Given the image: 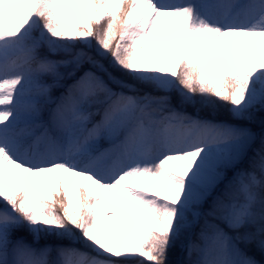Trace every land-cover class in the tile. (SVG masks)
Returning a JSON list of instances; mask_svg holds the SVG:
<instances>
[{
  "label": "snow or ice",
  "instance_id": "1",
  "mask_svg": "<svg viewBox=\"0 0 264 264\" xmlns=\"http://www.w3.org/2000/svg\"><path fill=\"white\" fill-rule=\"evenodd\" d=\"M0 264H264V0H0Z\"/></svg>",
  "mask_w": 264,
  "mask_h": 264
},
{
  "label": "trees",
  "instance_id": "2",
  "mask_svg": "<svg viewBox=\"0 0 264 264\" xmlns=\"http://www.w3.org/2000/svg\"><path fill=\"white\" fill-rule=\"evenodd\" d=\"M65 19L67 20V14L65 16ZM73 26H74V22L73 21H67V23H65L64 21L61 22V27H67L68 31H69V34L72 33V29H73ZM187 111L191 114H195L196 110L195 109H192V108H189L187 109ZM200 115L202 116H206L209 114V110L207 109H203L200 111L199 113ZM220 119H230L228 113L226 111H224L223 109H220L219 110V117ZM252 127L254 128V130L256 131H259V116L257 118V122L252 125ZM181 249L179 247V245L177 246L176 249L173 250L171 256H170V259L172 261H177L179 260V253H180ZM181 259H183V254L181 255Z\"/></svg>",
  "mask_w": 264,
  "mask_h": 264
},
{
  "label": "rangeland",
  "instance_id": "3",
  "mask_svg": "<svg viewBox=\"0 0 264 264\" xmlns=\"http://www.w3.org/2000/svg\"><path fill=\"white\" fill-rule=\"evenodd\" d=\"M237 51L235 48L234 49H232V50H230V51ZM206 52H207V49H205V51H204V53H201V56L203 57V55H205L206 54ZM240 55H242L240 52H238ZM229 56H231V54L229 53V52H226L225 53V59H224V62H223V65L224 66H226L227 64H228V57ZM232 57V56H231ZM233 58V57H232ZM234 59H235V57H234ZM175 163V162H174ZM74 179V185H73V188L72 189H70V194H71V196H72V199H73V202L75 203V201H76V193H75V190H74V186H75V178H73Z\"/></svg>",
  "mask_w": 264,
  "mask_h": 264
},
{
  "label": "bare ground",
  "instance_id": "4",
  "mask_svg": "<svg viewBox=\"0 0 264 264\" xmlns=\"http://www.w3.org/2000/svg\"><path fill=\"white\" fill-rule=\"evenodd\" d=\"M229 53L231 54V56L234 58L235 57V59H237V60H240L241 62H243V56L242 55H240L239 53H238V51H229Z\"/></svg>",
  "mask_w": 264,
  "mask_h": 264
}]
</instances>
